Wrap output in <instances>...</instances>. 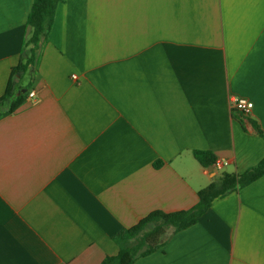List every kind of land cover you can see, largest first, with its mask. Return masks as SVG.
I'll list each match as a JSON object with an SVG mask.
<instances>
[{"label":"crops","instance_id":"obj_1","mask_svg":"<svg viewBox=\"0 0 264 264\" xmlns=\"http://www.w3.org/2000/svg\"><path fill=\"white\" fill-rule=\"evenodd\" d=\"M34 1L0 0V99ZM31 91L0 117V264H102L264 159V0H61ZM165 241L134 264H264V176Z\"/></svg>","mask_w":264,"mask_h":264},{"label":"trees","instance_id":"obj_2","mask_svg":"<svg viewBox=\"0 0 264 264\" xmlns=\"http://www.w3.org/2000/svg\"><path fill=\"white\" fill-rule=\"evenodd\" d=\"M61 0H35L28 16L27 25L31 36L25 41L19 64L12 70L7 90L0 99V117L15 112L25 101L33 88L34 77L55 20L57 7ZM23 89L25 94L19 95ZM4 111V112H3ZM255 129L261 135L258 127ZM196 159L202 166L214 165V156L205 151H196ZM264 176V159L242 175L225 173L220 182H214L199 192L198 204L186 211L165 213L155 211L145 217L138 225L123 230L115 237L120 248L119 254L106 257L102 264H134L136 260L160 250L170 234L186 230L198 223L218 198L246 187Z\"/></svg>","mask_w":264,"mask_h":264},{"label":"built area","instance_id":"obj_3","mask_svg":"<svg viewBox=\"0 0 264 264\" xmlns=\"http://www.w3.org/2000/svg\"><path fill=\"white\" fill-rule=\"evenodd\" d=\"M73 78L76 79V76ZM28 97L30 100H34L36 98L35 91H31ZM231 106L233 111L241 113L244 117L250 116L254 109V103L242 97H232ZM227 165L228 163L222 159H217L214 163V167L218 170L224 169Z\"/></svg>","mask_w":264,"mask_h":264},{"label":"water","instance_id":"obj_4","mask_svg":"<svg viewBox=\"0 0 264 264\" xmlns=\"http://www.w3.org/2000/svg\"><path fill=\"white\" fill-rule=\"evenodd\" d=\"M26 92H27V90L26 89H23L21 92H19V95L25 94Z\"/></svg>","mask_w":264,"mask_h":264}]
</instances>
